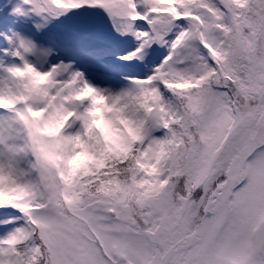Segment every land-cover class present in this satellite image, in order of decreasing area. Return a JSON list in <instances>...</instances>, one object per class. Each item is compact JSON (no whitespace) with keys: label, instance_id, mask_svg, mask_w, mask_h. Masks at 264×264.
I'll use <instances>...</instances> for the list:
<instances>
[{"label":"snow or ice","instance_id":"snow-or-ice-1","mask_svg":"<svg viewBox=\"0 0 264 264\" xmlns=\"http://www.w3.org/2000/svg\"><path fill=\"white\" fill-rule=\"evenodd\" d=\"M76 12L126 86L38 39ZM0 264H264V0H0Z\"/></svg>","mask_w":264,"mask_h":264},{"label":"rangeland","instance_id":"rangeland-1","mask_svg":"<svg viewBox=\"0 0 264 264\" xmlns=\"http://www.w3.org/2000/svg\"><path fill=\"white\" fill-rule=\"evenodd\" d=\"M102 13H71L67 17L53 22L38 39L53 47L60 48V56L66 60H79L77 67L85 71L91 82L101 87L118 89L126 86L128 81L124 74L135 72V66L121 64L116 60L131 42H124L113 38ZM97 26L100 28L97 29ZM75 46L102 48L108 52L103 59L89 62L83 55L78 54Z\"/></svg>","mask_w":264,"mask_h":264},{"label":"water","instance_id":"water-1","mask_svg":"<svg viewBox=\"0 0 264 264\" xmlns=\"http://www.w3.org/2000/svg\"><path fill=\"white\" fill-rule=\"evenodd\" d=\"M106 19H104L103 21H105ZM99 27V26H98Z\"/></svg>","mask_w":264,"mask_h":264}]
</instances>
